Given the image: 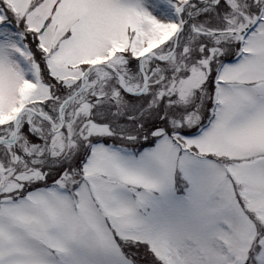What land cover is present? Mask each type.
Returning <instances> with one entry per match:
<instances>
[{
  "label": "snow or ice",
  "instance_id": "6c2138e0",
  "mask_svg": "<svg viewBox=\"0 0 264 264\" xmlns=\"http://www.w3.org/2000/svg\"><path fill=\"white\" fill-rule=\"evenodd\" d=\"M0 264H264V0H0Z\"/></svg>",
  "mask_w": 264,
  "mask_h": 264
}]
</instances>
